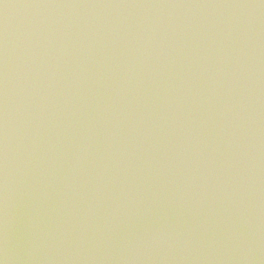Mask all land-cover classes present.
<instances>
[{
	"label": "water",
	"instance_id": "1",
	"mask_svg": "<svg viewBox=\"0 0 264 264\" xmlns=\"http://www.w3.org/2000/svg\"><path fill=\"white\" fill-rule=\"evenodd\" d=\"M0 264H264V0H0Z\"/></svg>",
	"mask_w": 264,
	"mask_h": 264
}]
</instances>
